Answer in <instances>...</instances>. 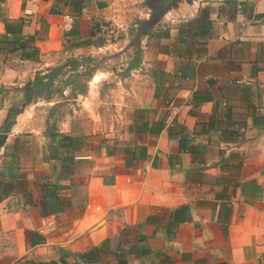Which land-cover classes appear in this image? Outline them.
<instances>
[{"label": "crops", "instance_id": "crops-1", "mask_svg": "<svg viewBox=\"0 0 264 264\" xmlns=\"http://www.w3.org/2000/svg\"><path fill=\"white\" fill-rule=\"evenodd\" d=\"M105 5L85 0L76 16L62 0H0V264L75 263L105 240L92 264H264V0H179L124 62L70 87L96 120L84 133L53 113L38 127L40 101H62L43 96L3 130L38 72L107 48ZM53 131L80 144L57 146Z\"/></svg>", "mask_w": 264, "mask_h": 264}, {"label": "rangeland", "instance_id": "rangeland-1", "mask_svg": "<svg viewBox=\"0 0 264 264\" xmlns=\"http://www.w3.org/2000/svg\"><path fill=\"white\" fill-rule=\"evenodd\" d=\"M104 2L106 7L109 10V20L113 24L111 27L106 28L105 34H107L102 42L107 48H104L100 55H94L95 57L89 55L86 63L81 67V63L78 64V71L72 70L69 65L63 69V71L56 78V87L63 89L62 93H53L48 97L43 96L45 99H60V103L56 105H51L50 102H44L41 100L39 103V109L37 111V115L39 118L35 120V124L40 127L43 124V115L53 113L50 122L55 120L57 126L62 125L63 128H66L70 122H77L80 126V130L84 133L85 130L91 129L92 123L96 120L91 118L89 115L90 110H87L81 105L78 104L74 99L76 96L74 95L77 91L83 92L86 90L85 82L86 80L91 79L93 75V71L97 69V67L108 70L113 65H117L119 62H124L126 59V55L121 56L122 52H126L127 54L135 53L136 47H131L132 43L135 39H139L138 35L139 31H146L148 25L145 24V20L151 18V8L148 6L149 0H97ZM130 26L129 29L132 31V37L128 38L129 30L127 27ZM112 35V36H111ZM137 37V38H136ZM90 58V59H89ZM65 62V61H64ZM61 64V63H60ZM57 66V65H56ZM54 66V67H56ZM79 74V76H76ZM74 82H70V80H74ZM75 87L76 92L71 93L70 87ZM75 91V90H74ZM7 95L10 94L11 99L14 101L20 95V90L18 88L8 90ZM68 100H65L66 98ZM19 102V101H18ZM52 103V102H51ZM111 108L106 104L103 108V112L105 115L110 113ZM74 116L73 118H70ZM108 121L111 118H104ZM50 124V123H49ZM104 129L107 128V124H102ZM79 131V127L76 128ZM28 134H25L24 139L27 138ZM28 139V138H27ZM106 138L105 140H108Z\"/></svg>", "mask_w": 264, "mask_h": 264}, {"label": "trees", "instance_id": "trees-1", "mask_svg": "<svg viewBox=\"0 0 264 264\" xmlns=\"http://www.w3.org/2000/svg\"><path fill=\"white\" fill-rule=\"evenodd\" d=\"M64 5L70 6L71 10L73 11L74 15L80 16L83 13V9L85 7V0H62ZM57 11V10H56ZM193 22L196 21V18L192 20ZM191 21V22H192ZM190 22V21H189ZM188 22V23H189ZM10 28L7 26V29ZM140 34H144L143 31L140 32ZM69 67L72 70H77L78 69V63L77 61H72L70 64H68ZM66 64H62L60 66H57L51 70L50 73H44L41 74L38 72L34 78V80L28 82L23 88V93L24 97L17 103L13 104L9 110V115L7 118V121L5 123V126L3 127V130L5 132H8L12 125L15 123L16 116L21 113L29 103L37 100L40 96H46L48 97L49 95L53 93H62L63 89L57 88L56 85V78L57 76L65 69ZM76 76H79V74H76ZM74 80H70V82H74ZM157 95V93H156ZM158 96V95H157ZM156 97V96H155ZM177 120L174 118V121L172 123V126L178 125L176 124ZM160 125L163 127L166 126V121L160 122ZM172 126H169V134L172 132ZM53 129V127H52ZM186 131V127L180 125L179 132ZM52 135L54 137L59 136L60 140H58L57 146H65V147H73L76 146L80 143L76 142V139L74 137H71L67 134H60L56 132H52ZM179 143L181 146V149L186 150L188 148L189 144V137L188 134L185 133L179 138ZM13 158V161L16 162V156L15 154L11 155ZM15 156V157H14ZM8 176L12 178H16L17 174L13 172L12 170L9 169L8 171ZM8 186V185H7ZM10 186V185H9ZM5 190H8L5 189ZM3 195L0 194V201L2 200ZM179 221H173L169 220V229H172L173 227L178 226ZM225 233H227V228L225 226L224 228ZM170 237V235H169ZM108 240H105L101 246H95L85 252H77L73 254L75 258V263H71L67 260L66 255L61 256L60 262L56 260H52L49 262V264H92V263H99L103 257V248L107 246ZM119 256L123 257L124 252L120 251L117 252ZM42 264V262H40Z\"/></svg>", "mask_w": 264, "mask_h": 264}, {"label": "water", "instance_id": "water-1", "mask_svg": "<svg viewBox=\"0 0 264 264\" xmlns=\"http://www.w3.org/2000/svg\"><path fill=\"white\" fill-rule=\"evenodd\" d=\"M178 1L179 0H164L162 2L163 3L162 10L159 12L153 13L151 15V18L146 20L148 29L153 28L163 18L165 14H167L172 8L176 7L178 5ZM188 1H193V0H188Z\"/></svg>", "mask_w": 264, "mask_h": 264}, {"label": "built area", "instance_id": "built-area-1", "mask_svg": "<svg viewBox=\"0 0 264 264\" xmlns=\"http://www.w3.org/2000/svg\"><path fill=\"white\" fill-rule=\"evenodd\" d=\"M74 16L70 15V14H64L63 16V22L61 24V27L63 28V30L69 32L72 31L74 29ZM181 110V106H173L171 108V111L167 117V122L168 123H172L174 121V118L176 117V115L180 112Z\"/></svg>", "mask_w": 264, "mask_h": 264}, {"label": "flooded vegetation", "instance_id": "flooded-vegetation-1", "mask_svg": "<svg viewBox=\"0 0 264 264\" xmlns=\"http://www.w3.org/2000/svg\"><path fill=\"white\" fill-rule=\"evenodd\" d=\"M164 0H149L148 6L151 7V15L153 13L159 12L163 8V2Z\"/></svg>", "mask_w": 264, "mask_h": 264}]
</instances>
